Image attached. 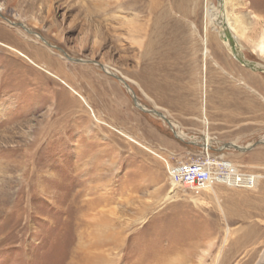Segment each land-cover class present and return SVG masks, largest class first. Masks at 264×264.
I'll return each instance as SVG.
<instances>
[{"label":"rangeland","instance_id":"rangeland-1","mask_svg":"<svg viewBox=\"0 0 264 264\" xmlns=\"http://www.w3.org/2000/svg\"><path fill=\"white\" fill-rule=\"evenodd\" d=\"M219 1L0 0V264H264V55L236 39L263 72L234 58L206 15ZM242 1L264 21V0ZM87 64L120 78L128 128L79 92ZM206 152L225 178L166 200L167 166Z\"/></svg>","mask_w":264,"mask_h":264},{"label":"bare ground","instance_id":"bare-ground-1","mask_svg":"<svg viewBox=\"0 0 264 264\" xmlns=\"http://www.w3.org/2000/svg\"><path fill=\"white\" fill-rule=\"evenodd\" d=\"M219 2H220L219 4H221L219 9H216L214 6L209 5L206 15L209 16L212 20L215 19L214 20L215 24L221 27V35L223 36V38H222L223 42L227 46L231 45V47H228L230 53L233 56H234V54H233L234 52L237 54H241V53H239L238 50L234 49V47H236V39H238V40L243 39V40H245L251 44L252 48L254 49L255 52H257V54H263L264 55V21H262V19L260 20L259 17L254 16L253 20L248 22L245 20L246 18H244V14L242 12H237V11L233 10V8L236 6H244V4L242 3L243 2L242 0L240 2L238 0H220ZM257 26H258L257 36L254 37L253 34L255 33V27H257ZM122 27L127 32V35H126L127 40L132 46H134V47H142L143 46L144 41H143V38L141 36V29L138 28V25L136 24L135 19H132V18L123 19ZM15 52H17L21 56H24L21 52H19L17 50ZM203 54H204V56L207 57V50H205ZM28 61L32 64L35 63L29 59H28ZM39 68L42 69V67H39ZM255 69L256 68L254 67V70ZM43 71H45L46 73L55 77L52 73H50L49 70L44 69ZM63 83L67 86L68 89H70L72 92H74L76 94L77 90H75L72 86L68 85L65 81ZM77 94H78V97L80 99H82L84 104L86 105L87 104L86 100L83 97H81L78 92H77ZM206 122L207 121L204 120V123H206ZM173 128H174V126H173ZM175 133L180 138L185 137L184 133H181L178 131H175ZM131 140L135 141L134 139H131ZM210 142L211 141H210L208 135L205 134V137H204L203 142H202L203 144H201L204 147L205 151H208V149L210 148V145H209ZM232 145H235V144H232ZM227 147L233 148V147H230L229 145H227ZM242 151H244V150H242ZM220 165L221 166H229V165H226L224 163L219 164L217 162H214L213 171L216 168H218V166H220ZM168 167H170V166L168 165ZM231 179H232L231 182L233 184H240L241 185L242 181L244 180V177H242L240 175H237V176L235 175V176L231 177ZM171 184H172V189H171L172 191L170 190L168 192V194L166 196V200H169L172 198V195L174 194L173 191L178 190V189L183 187L175 180L174 181L171 180ZM106 240H107V238H106ZM102 241L103 240L101 239L100 242L102 243ZM106 243H108V242H106ZM104 245H106V244H104ZM105 251H108V250H105Z\"/></svg>","mask_w":264,"mask_h":264},{"label":"crops","instance_id":"crops-1","mask_svg":"<svg viewBox=\"0 0 264 264\" xmlns=\"http://www.w3.org/2000/svg\"><path fill=\"white\" fill-rule=\"evenodd\" d=\"M85 66L86 68L80 70L82 73L78 78H81L84 82L86 81L88 85L86 88L88 89L87 93L90 92L87 94L86 90H82L83 88L79 92L86 98L93 112L98 117L117 129H126L127 125L124 120L119 118V113H122L124 109L131 108V106L120 85L119 78L117 77V82L116 78L107 77L106 75L109 74L104 71L103 67L100 69V72H102L100 73L99 69L97 70L88 64ZM63 72L60 71L58 74L70 81L72 77L70 75L72 74H69L67 71H65L66 73ZM165 147H167L166 144Z\"/></svg>","mask_w":264,"mask_h":264},{"label":"built area","instance_id":"built-area-1","mask_svg":"<svg viewBox=\"0 0 264 264\" xmlns=\"http://www.w3.org/2000/svg\"><path fill=\"white\" fill-rule=\"evenodd\" d=\"M207 159H193L185 162L170 165L167 171L171 180L177 181L184 188L190 189L194 193H199L210 185L218 183L220 179L226 176L225 170L219 166V173H213V166L211 160Z\"/></svg>","mask_w":264,"mask_h":264},{"label":"water","instance_id":"water-1","mask_svg":"<svg viewBox=\"0 0 264 264\" xmlns=\"http://www.w3.org/2000/svg\"><path fill=\"white\" fill-rule=\"evenodd\" d=\"M219 1V0H218ZM234 54V57L236 58V60H238L243 66H245L246 68H248V69H251L252 71H262L263 72V70H261V69H257V65L255 64V63H253V62H250V61H248V60H246L245 58H244V55H242V54H237V53H233ZM75 61H78V60H75ZM81 61V60H80ZM254 67L256 68L255 70H254ZM120 79V78H119ZM122 80V79H121ZM124 85H125V87H129V85H127L125 82L123 83ZM131 97H132V100H133V103H134V106L135 107H137L140 111H142V112H145V113H149V114H155V115H157L158 117H160L161 119H163L165 122H166V124L168 125V127L171 129V131H172V133H173V135L176 137V138H178V139H180L181 140V138L180 137H177V135H176V133L173 131V127H172V125H171V123H170V121L164 116V115H162V114H160V113H158V112H156V111H154V110H144L139 104H138V101H137V97L135 96V94L132 92V94H131ZM260 143H264V142H260ZM229 146L230 147H233V149H236V150H238V151H242V150H244V151H247L250 147H244V148H242V147H240V146H237V145H232V144H229Z\"/></svg>","mask_w":264,"mask_h":264}]
</instances>
